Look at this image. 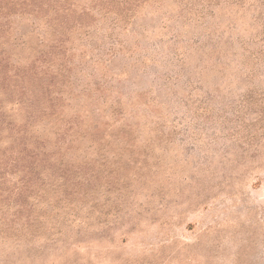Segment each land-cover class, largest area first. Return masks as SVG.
Listing matches in <instances>:
<instances>
[{
  "label": "rangeland",
  "instance_id": "1",
  "mask_svg": "<svg viewBox=\"0 0 264 264\" xmlns=\"http://www.w3.org/2000/svg\"><path fill=\"white\" fill-rule=\"evenodd\" d=\"M0 112V264H264V0H0Z\"/></svg>",
  "mask_w": 264,
  "mask_h": 264
},
{
  "label": "trees",
  "instance_id": "2",
  "mask_svg": "<svg viewBox=\"0 0 264 264\" xmlns=\"http://www.w3.org/2000/svg\"><path fill=\"white\" fill-rule=\"evenodd\" d=\"M7 68V66L4 68L6 74H8ZM20 90L21 93H23L22 88H20ZM25 94L26 93L24 92L23 95ZM5 123L6 119L0 112V133L3 129V124ZM12 127L13 124L10 122L9 129L11 131L14 130ZM45 162V159L41 157L39 151L36 148L34 150H29L28 144L26 143H21L18 148H15V150L10 152L8 157H4L0 160V178L3 179V183L7 182V173L15 172V170L18 169L24 171V174L19 181L21 186L19 187V184L16 183L10 194V197L14 202L22 207V211L31 203L30 201L32 197L40 194L43 183L45 182L42 176L43 169L46 167ZM9 168H11L10 171Z\"/></svg>",
  "mask_w": 264,
  "mask_h": 264
}]
</instances>
